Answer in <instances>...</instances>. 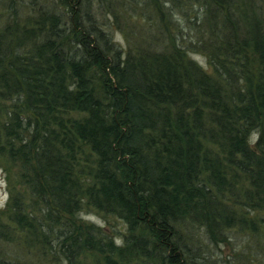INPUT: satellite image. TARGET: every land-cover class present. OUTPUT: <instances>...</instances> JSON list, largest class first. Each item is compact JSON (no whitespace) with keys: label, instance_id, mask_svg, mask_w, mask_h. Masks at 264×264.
I'll list each match as a JSON object with an SVG mask.
<instances>
[{"label":"trees","instance_id":"16d2710c","mask_svg":"<svg viewBox=\"0 0 264 264\" xmlns=\"http://www.w3.org/2000/svg\"><path fill=\"white\" fill-rule=\"evenodd\" d=\"M48 1L8 0L0 28L8 221L33 227L14 192L20 184L46 214L76 220L92 209L122 223L121 247L74 220L54 223L50 240L34 228L41 250L58 248L68 264L83 250L125 264H198L185 230L213 238L263 224L264 0H194L217 23L206 49L211 72L175 39L124 52L92 18V0ZM190 16L196 22L197 11ZM1 251L0 264H19Z\"/></svg>","mask_w":264,"mask_h":264},{"label":"rangeland","instance_id":"374dc122","mask_svg":"<svg viewBox=\"0 0 264 264\" xmlns=\"http://www.w3.org/2000/svg\"><path fill=\"white\" fill-rule=\"evenodd\" d=\"M207 3L209 6L210 0ZM7 5L8 0H0V28L9 23L8 12L5 10ZM91 7L92 18L98 21L96 22L102 30L106 31L124 52L131 50L136 55L145 53V50L153 52L163 45L172 44L175 39V43L184 47L190 59L211 72L206 49L210 44L209 38H214L217 23L210 16L212 14H205L203 6L194 4V0H101V3L99 0H92ZM58 10L63 11L62 8ZM19 11L25 12L24 8ZM194 11H197L198 17L193 23L190 15ZM169 20L172 23H169ZM252 64L251 61L249 66ZM255 139L256 136H253V141ZM0 162L3 163L2 160ZM4 164H8V161ZM17 168L16 165L9 166L10 173H15ZM11 188L6 174L0 168V220L9 227V235L0 247L7 260L14 259L19 264H68L58 248L52 253H44L45 248L41 250L38 243L43 241L34 229L43 227L40 231L47 232V239L50 240L58 229L54 223L59 224L61 218L66 223L74 220L77 226L92 224L95 229L101 228L112 236L117 247H121L119 231L123 226L118 219L103 218L92 209L81 212L76 220L70 216H57L56 212L46 214L43 207L30 200L25 187L17 184L14 192L18 200L24 204V209H28L26 213L33 214V227L31 226L29 231H23L19 225L9 222L7 218L10 213L7 203L12 194L11 190L13 191ZM42 213L46 216H42ZM39 218L41 221L38 223ZM45 219H48L53 227L45 224ZM105 220H108V223ZM185 234L187 239V235L190 236L189 239L193 243L191 251L198 264H264V222L257 223L255 231H251L247 226L234 225L224 232L216 231L213 238L199 227L185 230ZM111 259L113 264H125L120 262L116 255L105 257L97 250H83L77 258L74 255L72 264H111ZM126 264H140V261L130 260Z\"/></svg>","mask_w":264,"mask_h":264}]
</instances>
